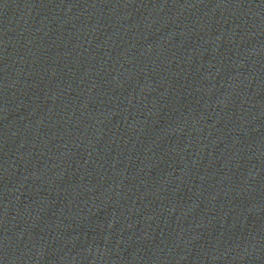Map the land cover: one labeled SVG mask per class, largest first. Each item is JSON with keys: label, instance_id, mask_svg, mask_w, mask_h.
Masks as SVG:
<instances>
[{"label": "water", "instance_id": "water-1", "mask_svg": "<svg viewBox=\"0 0 264 264\" xmlns=\"http://www.w3.org/2000/svg\"><path fill=\"white\" fill-rule=\"evenodd\" d=\"M0 264H264V0H0Z\"/></svg>", "mask_w": 264, "mask_h": 264}]
</instances>
